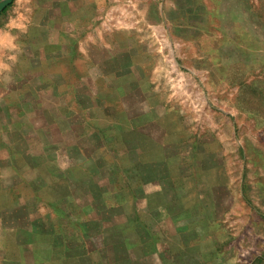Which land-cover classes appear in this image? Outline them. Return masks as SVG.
Instances as JSON below:
<instances>
[{
  "label": "rangeland",
  "instance_id": "rangeland-1",
  "mask_svg": "<svg viewBox=\"0 0 264 264\" xmlns=\"http://www.w3.org/2000/svg\"><path fill=\"white\" fill-rule=\"evenodd\" d=\"M111 3L89 32L31 36L17 53L0 264H264V0H241L235 44L165 36L142 23L147 3ZM148 162L158 183L139 196Z\"/></svg>",
  "mask_w": 264,
  "mask_h": 264
},
{
  "label": "crops",
  "instance_id": "crops-1",
  "mask_svg": "<svg viewBox=\"0 0 264 264\" xmlns=\"http://www.w3.org/2000/svg\"><path fill=\"white\" fill-rule=\"evenodd\" d=\"M125 2L137 12L147 3L145 18L143 14L140 16L142 23L152 29L162 25L165 36H222L227 41L230 38L233 44L239 40L241 0ZM128 6L126 4L124 9ZM108 8H112L111 0H14L0 12V130L6 129L3 102L5 106H11L9 110L15 105L17 53L31 51V36H77L84 27L89 32L101 22V11ZM1 186L0 180V192L9 194L8 186L4 185L3 189Z\"/></svg>",
  "mask_w": 264,
  "mask_h": 264
},
{
  "label": "water",
  "instance_id": "water-1",
  "mask_svg": "<svg viewBox=\"0 0 264 264\" xmlns=\"http://www.w3.org/2000/svg\"><path fill=\"white\" fill-rule=\"evenodd\" d=\"M14 0H1L0 1V12H2L5 8H7ZM103 172H101V174H98L95 177V185H93V188H95L96 191V202L98 203V205H102L103 202L101 201L102 195L106 192V188L108 186V180H109V173H110V168L107 166H103ZM99 178V179H98ZM166 179V178H165ZM154 183H158L156 181H146L144 182L140 187H141V194H145L146 189H148L149 185H153ZM105 190V191H104ZM142 196V195H141ZM145 196V195H144ZM129 218V217H128ZM127 217L124 218V220L122 222H119V226L118 229H120L121 232L125 231L126 233H128L129 236L132 237L131 234L134 235V226L131 224V220L128 219ZM168 224L173 222V218H168L167 220ZM138 244V246H133L136 249L134 250H128V252L126 253V257L128 260L132 259L134 257V254L136 253L135 250H141V248H139V245H141V242L137 239L135 244ZM138 247V248H137ZM145 253V251H144ZM143 253V254H144Z\"/></svg>",
  "mask_w": 264,
  "mask_h": 264
},
{
  "label": "trees",
  "instance_id": "trees-1",
  "mask_svg": "<svg viewBox=\"0 0 264 264\" xmlns=\"http://www.w3.org/2000/svg\"><path fill=\"white\" fill-rule=\"evenodd\" d=\"M90 138H89V141H90V144L91 145H96L98 142L100 143V141L102 140V138H99V136H97V129L95 130V131H92V132H90ZM104 140H106V139H104ZM103 140V141H104ZM104 145V144H103ZM83 149H86V146H84L83 145ZM114 150H117V151H119L118 150V148H116V147H114ZM106 157V156H105ZM141 159V158H140ZM151 164L152 163H147L146 164V166H144V167H138V166H136V172L134 173L135 174V176H137L138 178H139V181H140V186L144 183V182H146V180H151L150 178H152L153 177V172H147L148 170H149V167L150 168H153V169H155L154 167H152L151 166ZM116 167H120L119 165H117ZM115 167V168H116ZM138 167V168H137ZM110 168V176L109 177H111V175H112V170L114 169V167L113 166H110L109 167ZM139 169V170H138ZM126 173H128L127 171H126ZM158 173V172H157ZM167 175L168 174H165L164 176H163V179L164 178H167ZM127 177H129V176H127ZM139 186V187H140ZM93 188V187H92ZM93 189H95V188H93ZM139 190H138V195L139 196H141V187L140 188H138ZM134 192V190H129V194L130 193H133ZM135 193H136V190H135V192H134V195H135ZM136 195H137V193H136ZM96 199V198H95ZM97 203V202H96ZM102 207H103V209L104 208H107L104 204H102L101 205ZM110 209H112V208H110ZM131 224H132V222H131ZM132 225H135V223L134 224H132ZM134 246H138V244L136 243V244H134ZM134 263H136V262H133L132 261V264H134Z\"/></svg>",
  "mask_w": 264,
  "mask_h": 264
}]
</instances>
